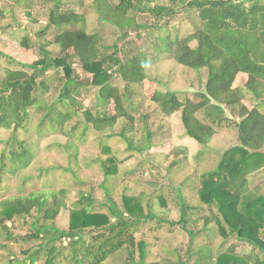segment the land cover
<instances>
[{"label":"trees","instance_id":"16d2710c","mask_svg":"<svg viewBox=\"0 0 264 264\" xmlns=\"http://www.w3.org/2000/svg\"><path fill=\"white\" fill-rule=\"evenodd\" d=\"M39 1H0V34L17 29L18 11L28 14ZM45 1L52 3L46 23L34 35L24 34L19 43L24 50L34 48L35 60L0 70V192L10 182L22 184L40 177L45 169L34 166L40 143L49 133L66 139L62 147L75 166L81 147L90 136L98 135L93 142L105 158L96 157L87 167L96 165L104 180L117 176L118 166L128 158L168 139L167 129L163 131L160 125L175 113L180 114L184 134L197 144L200 154L209 149L220 130H234L236 142L222 152L213 170L192 178L187 186L184 182L158 186L152 180L150 194H122L120 207L109 200L105 188V204L89 192L79 193L68 205L70 191L49 188L1 198L0 249L1 242L15 239L34 243L25 259L15 264H102L120 252L123 264H158L145 261L147 245L136 241V234L146 224L152 225V231L179 227L189 237V248L198 232L210 226L208 211L223 237L219 248L206 261L197 252L188 254L187 262L176 264H264V192L260 191L264 176V0H91L85 6L84 11L97 14L99 21L124 31L122 36L135 31L140 38L143 31L149 55L143 46L127 50L105 45L101 32L85 30V12L60 11L61 0ZM178 6L194 11L198 25L186 35L172 37L167 22L161 21L173 17ZM145 13L154 17L149 25L137 22L138 15ZM30 22L37 23L32 18ZM50 29L60 31L45 40ZM0 57L11 60L1 52ZM154 60L172 61L198 77L204 70L203 89L193 98L160 90L161 83L148 77ZM76 66L83 76L76 73ZM238 75H245L246 81L234 87ZM115 79L123 86H116ZM146 82L156 85L149 95L144 92ZM132 90L154 106L141 115L140 131L134 130V121L141 105L132 102ZM89 94L94 102L86 107L83 97ZM111 104L114 113L107 111ZM115 139L124 145V152L113 150L109 141ZM187 153V148L177 147L166 154L165 171L172 174L183 168ZM186 188L196 204L184 195ZM250 192L255 194L246 197ZM144 197L148 198L145 203ZM62 210L69 211L66 229L55 225ZM173 210L178 218L170 221ZM24 218L29 219L30 233L24 239L15 238L7 224ZM200 220L202 228L192 231ZM232 238L250 246L251 254H237L235 244L223 249Z\"/></svg>","mask_w":264,"mask_h":264},{"label":"rangeland","instance_id":"374dc122","mask_svg":"<svg viewBox=\"0 0 264 264\" xmlns=\"http://www.w3.org/2000/svg\"><path fill=\"white\" fill-rule=\"evenodd\" d=\"M2 1V0H0ZM91 0H61L60 11L73 10L77 13H84L86 16V23L84 24L87 32L99 31L102 33V41L105 45L116 44L118 48L132 50L131 48H140L143 46V50L149 55L151 53L150 47L146 44L144 39V32H139L142 37L137 38L135 31H127V36H122L124 31H119L111 24H104L99 21L97 14L91 11H84L85 6L89 5ZM160 4L165 5L164 2ZM52 9V3L45 0H40L38 5L28 14L18 11V15H21L17 19V29H10L4 34H0V52L11 57L10 62L0 57V70L4 67L17 68L18 63L30 64L35 60L36 53L34 48L32 50H24L20 47L19 43L24 34L34 35V32L45 24L47 21L48 13ZM173 17L163 18L162 23L167 22V28L170 31L172 37L174 35L183 36L192 32L193 28L198 25L197 16L194 11L183 10L181 7L174 8ZM35 19L37 23L30 22V19ZM154 17L148 13L138 15V23H152ZM9 21V20H8ZM7 22L1 23L6 24ZM16 26V25H15ZM69 29L75 28L72 26ZM56 31L50 29L45 36V40L52 39ZM141 31V30H140ZM161 34V33H160ZM166 31L162 32L165 35ZM32 39V46H35ZM121 37V39H119ZM153 37H156L154 35ZM128 47V48H127ZM120 56V55H118ZM154 64L151 66L148 77L157 79L161 85L160 90L168 89L171 91H177L185 93L189 98H193V94L203 89V84L206 78V72L202 70L198 77L193 71L184 67L176 65L172 61L154 60ZM76 73L83 76L82 71L76 66ZM52 75V74H51ZM148 78V79H150ZM246 81L245 75H238L234 87L241 86ZM115 85L123 86V83L119 79H115ZM156 85L150 82L145 83L144 92L149 95L155 89ZM136 94V96H134ZM132 102H135L140 106L139 112L135 115L134 130L140 131L142 129V123L140 121L141 115L146 113L147 110H152L154 106L150 104L148 100L144 99L141 95L132 90L131 93ZM94 102L92 94L83 97V103L86 107L91 106ZM108 113H114L112 104L107 107ZM228 116L229 113L227 112ZM149 121H153L150 117ZM160 127L163 131L167 129L166 137L168 139L158 141L154 147L143 151L135 156H132L125 160L118 166V175L115 177L107 178L104 180V176L96 168V165H89L94 161L96 157H100V160H104L105 156L97 149L96 143L93 139L98 135L94 134L90 136L88 144L81 147L78 155L77 166L73 162H69L68 154L63 149L62 145L65 144L66 139L63 136L55 134H46L39 146V154L37 157L36 165L34 169H45L40 177L31 178L25 183L19 184L15 181L10 182L6 189L0 192L1 198H8L20 194H27L31 191L41 189H66L70 191L67 195V204L76 199L78 194L93 195L94 199L98 203H104L106 201L104 188L106 194H108L109 200L117 207L121 206L122 194L136 195L139 192L150 194L153 190L152 185H148L149 181L157 180L158 186L161 183H169L173 185H181L185 183L186 186L192 178L199 176L202 173L213 170L220 159L222 152L234 145L235 132L232 129L220 130L210 143L209 149L201 152L197 144L190 138L186 137L184 130L180 122V114L175 113L171 117L164 119ZM6 138L7 135H2ZM109 144L113 147V150L124 152V145L119 142L118 139L109 141ZM177 147L187 148L188 163L179 171L175 170L172 174L165 171L163 157L166 154L171 153ZM2 145H0V152ZM32 173V172H31ZM187 182V183H186ZM260 187V191L264 192V176L263 183ZM157 186V187H158ZM184 190V195L197 203L196 198L193 197L189 188ZM251 193V194H250ZM245 194L246 197H251L255 192ZM147 197H144L143 203L147 201ZM174 206L171 204V208ZM101 211H106L100 208ZM203 212V211H202ZM207 215L211 218V224L206 230L198 232L188 247L189 237L186 232L179 227H166L158 231H152L151 224H146L144 229L140 233L136 234V241H143L147 247L148 263L158 264H176L177 262H187L188 254H196L200 256L201 260L206 261L212 253L219 248L223 237L218 232L217 225L211 214ZM69 211L62 210L55 220V225L59 229H66L68 226ZM168 218L170 221H175L178 218L176 210L169 213ZM190 217L188 216V219ZM28 218L17 219L13 223H8L11 233L15 238L24 239L28 233H30L28 227ZM203 221L200 220L196 223L195 227H191L192 231L202 228ZM235 244V251L239 255H250L252 248L245 243L236 241L234 238L228 240L224 245L225 249L228 245ZM3 246L0 249V262L4 263H16L25 259L28 248L32 247L34 243L23 242L15 239L10 242H1ZM135 261H138V252L135 250ZM193 261V260H191ZM124 253L120 252L115 259H107L102 264H123ZM24 263H27L25 261Z\"/></svg>","mask_w":264,"mask_h":264}]
</instances>
